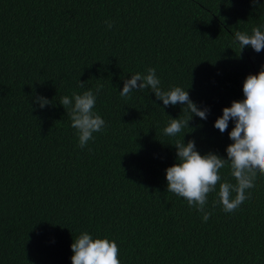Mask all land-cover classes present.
Masks as SVG:
<instances>
[{"label": "trees", "instance_id": "16d2710c", "mask_svg": "<svg viewBox=\"0 0 264 264\" xmlns=\"http://www.w3.org/2000/svg\"><path fill=\"white\" fill-rule=\"evenodd\" d=\"M260 25L264 0H0V264H72L82 232L115 241L121 264H264V176L232 213L209 194L206 223L165 178L184 133L201 155L227 158L234 123L221 133L214 122L264 65V50L240 53L233 34ZM148 68L208 107L207 120L164 136L188 116L181 105L119 94ZM98 85L106 127L81 149L59 101ZM219 174L235 183L228 167Z\"/></svg>", "mask_w": 264, "mask_h": 264}, {"label": "clouds", "instance_id": "9594fccd", "mask_svg": "<svg viewBox=\"0 0 264 264\" xmlns=\"http://www.w3.org/2000/svg\"><path fill=\"white\" fill-rule=\"evenodd\" d=\"M257 2L258 0H252L254 5ZM105 24L111 30L112 23L105 21ZM233 35V43L238 45L240 53L246 47H251L256 53L264 50V25L253 27L251 34L236 31ZM160 85L156 70L148 68L146 74L137 72L130 79H125L119 94L128 99L133 91L150 89L165 108L181 105V111L188 113V116L170 118L162 130L166 137L174 138L183 129H191L189 124L193 117L207 120L210 109L197 105L187 90L178 86L164 90ZM84 86L85 82H80V87ZM102 88L103 85H98L95 92L89 89L82 94L74 92L71 97L65 95L60 98L59 103L71 121L81 149L94 140V133L102 132L106 127L105 120L94 111L97 95ZM242 91L244 99L233 100L230 107L222 109V115L214 122V127L221 133L228 129L229 121L234 123L228 133L232 143L225 149L227 158L213 152L201 155L196 149L195 140L190 139L185 144V133L182 140L178 139L171 144L176 149V162L165 170L167 192L178 198H185L190 208H195L202 214L201 218L205 223L212 215L206 207L209 194H216L213 210L220 206L225 213H232L249 199L248 190L255 188L258 175L264 176V65H261L257 74L246 76ZM34 102L41 109L52 103L43 96H37ZM225 167H228L235 183L222 180L219 173ZM71 250L72 264H121L115 241L107 238L93 239L88 232H82L73 240Z\"/></svg>", "mask_w": 264, "mask_h": 264}]
</instances>
